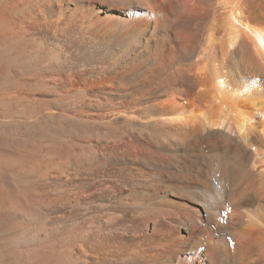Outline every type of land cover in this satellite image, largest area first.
<instances>
[{
	"label": "bare ground",
	"instance_id": "1",
	"mask_svg": "<svg viewBox=\"0 0 264 264\" xmlns=\"http://www.w3.org/2000/svg\"><path fill=\"white\" fill-rule=\"evenodd\" d=\"M0 264H264V0H0Z\"/></svg>",
	"mask_w": 264,
	"mask_h": 264
},
{
	"label": "rangeland",
	"instance_id": "2",
	"mask_svg": "<svg viewBox=\"0 0 264 264\" xmlns=\"http://www.w3.org/2000/svg\"><path fill=\"white\" fill-rule=\"evenodd\" d=\"M189 257H191V255L189 256ZM180 260H178V262H179Z\"/></svg>",
	"mask_w": 264,
	"mask_h": 264
}]
</instances>
